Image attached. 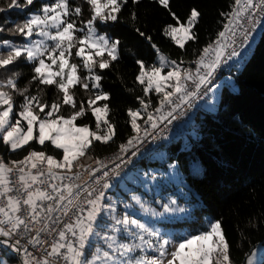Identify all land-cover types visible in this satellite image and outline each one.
Wrapping results in <instances>:
<instances>
[{
  "label": "snow or ice",
  "instance_id": "6c2138e0",
  "mask_svg": "<svg viewBox=\"0 0 264 264\" xmlns=\"http://www.w3.org/2000/svg\"><path fill=\"white\" fill-rule=\"evenodd\" d=\"M83 3L90 9L87 20L78 23L76 18L83 15L84 8L73 6L71 0H50L10 29L29 43L17 46L2 41L8 51L0 53V70L12 74L0 79V143L12 152L26 147L29 150L22 159L5 162L0 158V244L23 253V264H234L219 220L209 222L199 234L174 241L128 212L117 214V200L108 190L113 187L112 179L121 175L122 164L112 161L110 168L90 152L96 143L107 145L117 135L110 117L111 96L103 90L104 77L97 69H109L118 60L121 41L99 34L98 22H118L129 0ZM131 3L139 4L140 0ZM156 3L168 10L178 25L168 24L164 35L180 48L197 40L195 28L201 17L197 8H191L182 21L172 11L170 0ZM33 5L34 0H9L6 8L0 7V13ZM219 15L223 18L222 30L198 51L191 62L193 67L165 56L159 57L158 64L135 61V82L142 94L136 96L138 107L126 110L131 134L119 144L122 155L118 160L123 162L129 153L136 156L132 149L151 136L160 122L171 123L183 105L190 106L199 96L202 87L211 91L209 86L226 62L225 55L227 60L241 55L232 47L234 41L228 39L229 35L234 37L237 29L249 24L241 43L247 41L251 29L264 20V0H232L229 10ZM131 18L136 19L135 12ZM3 30L0 28V32ZM135 31L145 37L139 28ZM74 58L79 61L72 62ZM20 61L27 62L31 71L23 88L18 84L21 73L12 71ZM77 85L89 93L87 99L76 98L73 89ZM30 88L36 93L32 94ZM49 88L55 89V99H45ZM89 114L94 126L78 123ZM33 142L40 146L48 142L54 150L62 151L55 156L47 154L32 148ZM85 160L91 163L85 164ZM132 199L153 217L186 211L175 199L163 203L162 211L148 207L138 196ZM44 233L50 239H42ZM93 238L102 241L103 247L94 245ZM28 245L36 252L29 251ZM149 251L153 254L148 255ZM254 255L247 256V264H256ZM0 264L9 261L0 259Z\"/></svg>",
  "mask_w": 264,
  "mask_h": 264
},
{
  "label": "trees",
  "instance_id": "16d2710c",
  "mask_svg": "<svg viewBox=\"0 0 264 264\" xmlns=\"http://www.w3.org/2000/svg\"><path fill=\"white\" fill-rule=\"evenodd\" d=\"M8 2L0 0V7L6 8ZM71 2L73 6L84 8L83 15L76 18L78 23L90 18V9L83 0ZM43 3H46L45 0H34V5L29 9L13 8L0 13V28L4 29L0 32V44L3 40L17 46L27 43V38L13 34L10 29L22 23L30 13L37 12L36 7L39 8ZM231 3L232 0H170L172 11L182 21L193 7L201 12L195 28L197 40L188 41L184 48H180L164 35L163 30L168 24L178 26L168 10L156 0H140L139 4H132L129 0L119 21L107 26L112 39L121 41L119 58L112 62L109 69H97L104 77L101 81L103 90L111 96L110 117L116 125L117 135L114 142L107 145L96 143L90 155L100 158L114 152L131 134V126L126 122L129 119L126 110L138 107L136 96L142 94L141 86L135 82L138 73L135 61L143 59L147 64H154L157 53L152 45L155 44L169 59L182 60L185 66L193 67L191 62L197 58L198 51L222 30L223 18L219 13L228 11ZM133 12L136 13L134 21L131 18ZM136 28L143 31L145 37H141L135 31ZM7 51L4 47L0 49V53ZM78 61L79 58H74L72 62ZM12 71L21 73L18 84L21 88L25 87L31 77L30 65L20 61ZM81 72L86 75V70L81 69ZM228 73L234 77L237 91L225 86L216 112L200 110L196 113L191 128L196 138L190 141L191 144L177 141L158 150L166 149L169 159L178 161L183 174L182 184H185L188 194V198L183 201L195 207L193 215L196 221L193 222L191 233L199 234L206 229L202 225L205 218L219 220L230 244L231 259L234 264H245L247 256L264 245V28L243 67H233ZM11 74L0 70V79ZM30 91L35 94L37 90L30 88ZM73 91L78 100L87 99L89 94L79 85ZM55 98V89H46L45 99ZM153 99L155 101L154 96ZM78 123L94 126V118L89 114ZM31 147L53 155L59 154V150H54L49 143L43 148L36 144ZM28 150L25 148L11 152L0 143V152L7 160L22 159ZM90 162L84 161L85 164ZM151 164L166 167L165 161L150 162L148 157L140 160L137 166ZM115 192L113 190L110 194ZM7 260L9 264H17L14 258L7 257ZM261 261H264V255Z\"/></svg>",
  "mask_w": 264,
  "mask_h": 264
},
{
  "label": "rangeland",
  "instance_id": "374dc122",
  "mask_svg": "<svg viewBox=\"0 0 264 264\" xmlns=\"http://www.w3.org/2000/svg\"><path fill=\"white\" fill-rule=\"evenodd\" d=\"M41 1L44 2V0ZM45 2L48 3L49 0H45ZM38 9L39 8L36 7L37 11ZM113 23L114 22H108L107 24H102L98 22V33L111 37L107 31V26L112 25ZM263 28L264 24L261 26L260 31L255 36H253L251 42L248 43L240 52L241 55L235 57L232 60V64L233 66L235 65V68L241 69L245 61L248 60L255 48V44L261 36ZM168 37L171 38L170 36ZM36 38L37 37H33V39ZM29 42V39H27V43ZM1 47H4L8 50V48H6L3 44H0V49ZM157 49L158 48L156 47L155 51L157 53V58L154 64L159 63L160 56L167 57L160 50L157 51ZM225 86L231 88L233 91H237L235 79L231 73L223 74L220 77L218 82L211 88V91L207 98L200 102L196 112L189 118L187 122V129L181 131V133L168 140L167 146L177 141H181L185 144H191L190 141L196 138L194 130L191 129L193 124L195 123L196 113L200 110L216 112L220 104L221 93ZM47 143L48 142H46V144ZM32 144L36 143L33 142ZM36 145L40 148H43L45 146H40L38 144ZM21 150H17L16 152ZM45 152L49 154L47 151ZM148 160L150 162L156 160H158L159 162L165 161L166 167H160L161 164H151L147 165L146 167L142 165L137 166L131 173L126 176L125 179L121 180L118 184L113 185V187L108 190V194L113 199L117 200V214L123 215L125 212H128L134 218L140 219L141 222L146 223L149 227H152L154 230H158L162 235H165L167 238H171L174 241H178L181 237L195 235L191 233V227L194 224L193 222L196 221V217L193 215L195 207L193 204H188L183 201V199L186 200L188 198V194L184 188L185 184H182L183 174L180 170L178 161L176 159L170 160L166 149L156 150L148 156ZM153 175L156 176L155 180L151 179ZM113 190L116 191L115 194H110V192H112ZM133 196L140 197V199L148 207L155 208L157 211H162L161 205L163 203H167L169 199H175L177 201V204L181 207H184L186 211L184 213H169L160 217H153L150 212H145L140 208L139 205L135 203V201L132 199ZM124 204H129L130 207L125 209L123 206ZM209 222H215V220L211 218H205V221L202 223V225L207 229ZM92 242L94 245L99 244L103 247L102 241H96L95 238H93ZM137 254L139 255V253ZM147 254L152 255L153 253L149 251ZM252 254H255L253 258L256 264H260L261 258L264 255V245H260L252 252ZM245 264H247V261Z\"/></svg>",
  "mask_w": 264,
  "mask_h": 264
},
{
  "label": "built area",
  "instance_id": "2783aa9c",
  "mask_svg": "<svg viewBox=\"0 0 264 264\" xmlns=\"http://www.w3.org/2000/svg\"><path fill=\"white\" fill-rule=\"evenodd\" d=\"M263 24H264V20H261V22L257 23L256 26L251 29V32L249 34L247 41H245L243 43H241V41L243 40L244 29L251 27V25L245 24L243 29H237L236 35L234 37L230 34L228 39L230 41H234L232 44V47H235L238 51L241 52L245 48V46L251 42V39L253 38V36H255L260 31L261 26ZM227 51H231V48H227ZM234 58H232L231 60H227V56L225 55L226 62L221 64L220 68L217 70V73L213 79L212 84L209 87L212 88L218 82V80L220 79V77L224 73H228L232 69V60ZM189 87L191 88L192 85L190 84ZM209 93H210V91H207V89L205 87H202L200 89L199 96L194 98L191 101L190 106L189 105H183L180 108L179 112L175 114L176 118L172 119L171 123H168L167 121L160 122L158 128L153 132V134L151 136H149L147 139H145L142 144H139L134 149H132V151L137 152L136 156L133 157L129 153V155H127L125 157L124 161L122 162L121 160L117 159L118 155H122L118 152V149H117L112 153H109L103 157L97 158V159H100V160L104 161L105 163H107L110 168L112 167V161H116V163L122 164V167L120 169L121 175L119 177H114L112 179V181H111L112 185H115L118 182H120L121 180L125 179L126 176L134 170L135 166H137V164L140 162V160H142L145 157H148L153 152H155L156 150H158L162 146L166 145L168 140H170L174 136L181 133V131L186 130L187 129V122H188L189 118L196 112L197 107L199 106L200 102L205 100L207 98V96L209 95ZM167 110L168 109L166 108L165 113H164L165 115H167ZM149 131L152 132L151 129H149ZM0 158H3L5 160V162L10 161V160L6 159V156L2 152H0ZM93 166L95 167V165H93ZM85 178L87 179V177H85ZM41 238L42 239H45V238L50 239L49 237H47L46 233L42 234ZM23 243H24V241H22V244ZM37 247H39V246H37ZM28 249L31 252H36V249L33 248L31 245H28ZM7 257H11V258L16 259L17 264H22L18 260V256L15 252H13L9 247H7L3 244H0V259H5Z\"/></svg>",
  "mask_w": 264,
  "mask_h": 264
},
{
  "label": "water",
  "instance_id": "95a60500",
  "mask_svg": "<svg viewBox=\"0 0 264 264\" xmlns=\"http://www.w3.org/2000/svg\"><path fill=\"white\" fill-rule=\"evenodd\" d=\"M0 239H3V238H0ZM17 256H18V260L23 264V258H24L23 253L17 254Z\"/></svg>",
  "mask_w": 264,
  "mask_h": 264
},
{
  "label": "crops",
  "instance_id": "0c3cea01",
  "mask_svg": "<svg viewBox=\"0 0 264 264\" xmlns=\"http://www.w3.org/2000/svg\"><path fill=\"white\" fill-rule=\"evenodd\" d=\"M233 67H235V65L233 66V64H232V68H233Z\"/></svg>",
  "mask_w": 264,
  "mask_h": 264
}]
</instances>
